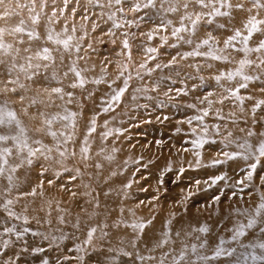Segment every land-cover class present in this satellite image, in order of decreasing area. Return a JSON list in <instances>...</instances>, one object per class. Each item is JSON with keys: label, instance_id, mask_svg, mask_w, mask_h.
<instances>
[{"label": "rangeland", "instance_id": "rangeland-1", "mask_svg": "<svg viewBox=\"0 0 264 264\" xmlns=\"http://www.w3.org/2000/svg\"><path fill=\"white\" fill-rule=\"evenodd\" d=\"M153 2L155 7L145 8L148 0H122L120 4L115 0H2L0 42L11 45V49L8 54L0 49V60L4 61L0 64V102L7 100L15 111L28 107V99L21 103L17 94L3 91L5 87H16L7 81L17 76L28 89L21 90V94L47 100L41 88L43 80L39 84L28 81L18 67L9 76L7 69L13 63L25 64L28 57H32L33 65L49 64L46 71L42 67L40 72L50 76L55 70L56 80L46 86L49 90L61 87L64 92H72L73 102L65 104L68 97L62 101L53 95L54 107L47 111L62 113L63 107L73 108L79 113V126L88 122L91 129L94 127L87 136L102 141L87 142V159L81 167H93L83 174H70V167L54 160V187L64 190L62 198L82 200L83 185L89 186L90 182L97 188L98 183L109 182L119 174L125 184L115 185L117 190L133 193L134 203L138 198L143 203L129 217L151 213L149 218H142L149 230L139 231L141 242H132L127 250L118 249L116 257L124 260L121 264H131L136 258L137 264H200L197 257L186 255L195 249V243L186 241L195 235L198 223L194 221L210 220L224 210L228 215L238 209L249 214L259 210L264 216V156L259 151L264 144V103H260L264 101V49L243 51L255 49L264 41V24L258 25L262 32L253 33L247 44L243 39L252 17L264 21V8L254 7V0H227L232 7L221 6L225 0H214L209 8L189 3L187 9L183 7L187 0ZM259 2L264 4V0ZM136 3L141 5L139 11L132 10ZM238 4L243 8L236 7ZM170 7L177 11H168ZM214 8L229 15H209ZM197 14L202 18L193 28L191 20L184 17L194 20ZM34 17L38 23L32 22ZM18 26L25 31L16 33ZM177 28L184 31L173 35ZM236 31L241 35L226 46ZM28 32L39 38H29ZM49 35L57 38L52 44L54 58L44 61L35 51L50 44ZM69 37L67 49L56 42ZM193 52L199 55H188ZM241 61L248 63L242 66ZM72 67L81 77L69 70ZM80 78L85 81L82 88L69 87ZM241 84L247 87L241 88ZM107 89L120 93L119 100H111L110 94L99 96ZM99 100L104 105H95ZM28 109L36 111L34 107ZM65 123L55 122L54 131L66 130ZM119 131L123 135L119 136ZM254 135L259 136L260 145L251 152L250 143L244 145L243 139ZM54 144L57 147V142ZM4 146L8 145H0ZM181 156L182 161L177 162ZM164 158L169 162L162 166L146 162ZM70 162L76 165L74 160ZM0 165L4 172L9 170L2 161ZM45 165L32 164L24 173L33 177ZM102 167L105 173L101 179L98 173ZM106 194L104 203L113 202L112 191ZM98 199L94 197L93 207L102 204ZM86 218L95 219V214ZM107 225L125 236L108 217ZM23 236L30 237L26 233ZM103 245L113 247L110 239ZM73 246L59 238L48 260L42 263L77 264ZM88 252V257L92 256L91 248ZM212 256L214 261L220 257L216 253ZM85 264L95 261L87 258Z\"/></svg>", "mask_w": 264, "mask_h": 264}, {"label": "bare ground", "instance_id": "bare-ground-1", "mask_svg": "<svg viewBox=\"0 0 264 264\" xmlns=\"http://www.w3.org/2000/svg\"><path fill=\"white\" fill-rule=\"evenodd\" d=\"M54 38L53 36L49 45L39 46L35 51L36 55L38 52L43 54V49L47 48L51 57L54 58L52 47ZM55 39L57 40V38ZM26 52L30 53L29 50ZM22 58L25 59L26 56L22 54ZM116 92L113 89L102 90L99 96L110 94L112 100ZM95 105H104V103L99 100L96 101ZM24 108L26 107L16 112L29 129L30 146L33 149L40 147V145L32 143V140L37 138L36 140L42 141L52 151L49 153L45 150L47 159L45 155L40 154L33 157L32 164L40 163L42 166L46 163L45 168L36 171L33 177H26L24 171L30 167L23 159L26 152L18 154L11 142L8 144L9 147H12V155L7 157L8 163L5 164L9 170L0 176V264H19L20 262L23 264H43L42 261L48 260L50 251L55 247L59 238L74 245L71 249L75 252L77 264H85L87 258L94 260L95 264H121L124 260L122 257H116L118 249L127 250L132 242H141L139 235L141 229L134 227V225L142 224V218H149L151 213L142 216L139 214L141 216L139 218L129 217L133 211L138 212L136 208L141 207L143 203L139 202L140 198L134 203L135 196L133 193H127L124 189L117 190L115 185L125 184L124 177L119 174H116L114 179L109 182L98 183L97 188L91 186L90 182L89 186L83 185L84 191L82 193L85 196L82 200L62 198L61 191L63 193L64 190L54 187V160H60L64 166L70 167L72 169L68 172L70 174H83L93 167V165L81 167L85 156L81 149L86 146L85 141L93 140L92 142L97 144H101L102 141L96 137L89 138L87 136V131H91V125L88 122L84 124L81 122L80 127L78 123L79 113H77L75 127L69 125L66 130L64 128L57 131L60 144L63 145L60 146V150H66V156L61 157L54 144V141H57L51 136L43 134V132L34 131L35 128L41 127V124L38 119L31 118L34 111L31 112L28 109L27 114H25ZM68 109L76 113L73 108L68 107ZM121 125L125 126V123ZM52 129L54 130V126ZM61 132L65 136H71V140L66 144L63 142L64 137L59 135ZM121 135L123 133L119 131V136ZM256 136L254 135L252 139H243L244 145L250 143L248 150L251 152L257 151V145H260L259 136ZM72 160L76 162V165L70 162ZM180 161H182V156L177 160V162ZM146 162L151 165L154 163V165L162 166L161 164L167 163L169 160L164 158L158 161L147 160ZM104 173L105 168L102 167L98 176L102 179ZM9 176L11 181L8 179ZM64 180L68 181L69 178L64 177ZM5 181H9L7 185L4 183ZM121 181L123 183H120ZM31 184L33 186H30ZM109 190L112 191L111 196L114 201L104 203L106 191ZM33 192L35 194H32ZM95 196H99L97 201L102 203L98 207H93ZM9 200L12 203L7 205L6 209L5 205ZM114 207L116 208L114 209ZM90 213L95 214V219L86 218ZM107 217L125 236H120L115 228H110L107 225ZM246 220L247 222H245ZM250 221H255L251 228L248 227ZM194 222L198 223L195 227V235L187 237L186 241L195 243V250L189 251L186 254L188 257H197L201 261L200 264H264V247H261L264 245V238H262L264 236V216L259 210H252L249 214L238 209L230 215H228L227 210H224L210 220ZM203 227H207L209 231L207 233L201 232L200 229ZM148 228L144 226L143 230L148 232ZM6 229H11V231H6ZM93 229L95 231L89 239V232ZM239 230H242L244 235L233 239ZM25 233L30 237H24ZM108 239L112 241L113 247L107 248L106 245H103ZM221 239L224 240L223 244L220 243ZM43 246L46 247L45 250L42 248ZM100 246L102 247L100 248ZM218 247L224 250L225 255L221 254L220 257H217L218 261H214L212 255L216 253ZM89 248L92 249V256L90 257H88ZM171 253L173 252L171 251ZM172 255L177 259H182L179 254ZM223 255L224 257H222ZM209 256L210 258L205 260ZM137 263L138 258L131 261V264Z\"/></svg>", "mask_w": 264, "mask_h": 264}, {"label": "snow or ice", "instance_id": "snow-or-ice-1", "mask_svg": "<svg viewBox=\"0 0 264 264\" xmlns=\"http://www.w3.org/2000/svg\"><path fill=\"white\" fill-rule=\"evenodd\" d=\"M0 2H2V0H0ZM115 2L117 4H120L122 2V0H115ZM189 3H194L201 8H209V7L213 6L214 0H187V2L184 3L183 7L185 9H187L189 6ZM221 6L232 7V5L230 3H227V0H225V3L222 4ZM253 6L257 7V8H264V4H261L259 2V0H254ZM143 7H145V8L155 7V4H154L153 0H148V3L144 4ZM236 7L243 8V5L238 4V5H236ZM140 8H141V5L139 3H136L134 5V7L132 8V10L133 11H139ZM168 11L175 12V11H177V8L170 7L168 9ZM209 15L226 16V15H229V13L228 12H221L219 10V8H214L213 11L209 13ZM184 18L190 19L192 22L193 28H195L202 17L200 14H197L196 18L194 20H192L191 16L184 17ZM184 18H182V19H184ZM32 22L34 24L38 23V18L34 17ZM20 23H21V25H23L24 22L21 21ZM207 23L211 24L212 20H208ZM260 24H264V21L257 20L255 17H252L248 21V25H250V27H248V25H246V27H248V35L243 38L245 44H247L248 40L251 38L253 33L262 32V30L258 27V25H260ZM116 26L119 27L120 25H116ZM220 27H223V25H220ZM14 31L16 33H23L25 31V29L23 27L18 26L14 29ZM181 31H184V29L183 28H177L174 30L173 35H177ZM240 35H241V33L239 31H236L235 34L232 37H229L228 41L225 42L226 46L228 44H230L232 40H235ZM28 36H29V38H37V39L39 38L34 32H28ZM48 39L51 40L52 36L49 35ZM70 40H71V37H69V39H67V40H64V41L58 40L56 42L62 43L64 48L67 49V48H69ZM188 43H191V41H188ZM204 43L207 44L208 41L205 40ZM125 46H127V45H125ZM0 49H2L5 54H8L9 49H11V45H6V44L0 42ZM261 49H264V41H261L259 44V47L255 48V49L245 48V49H243V51H245V52H250V51L259 52ZM77 50H79V49H77ZM26 51H27V49H26ZM188 55H199V53L193 52V53H188ZM37 56L39 58L43 59L44 61H52V59H53L47 48L43 49V54L38 52ZM215 58L219 59L220 57H215ZM31 61H32V57H28L25 64H20L19 66H17V64L13 63L11 65V67L7 69V74L9 76H11L12 72L14 70H16L18 67L19 72L24 73L25 78L28 81H32L34 83L39 84L40 81L43 80L44 84H41V88H42L44 93H47L48 99L47 100L37 99L36 97L28 98L25 95L21 94V90L26 92V91H28V89L26 88L25 84L19 83V76H17L16 79H11V80L7 81V83L16 85V87H12L11 89H8L7 87H5V89H3V91H5V92L11 91L12 93L17 94L21 103H23V101L25 99H28V107L24 108L23 111L25 112V114H27L28 108L34 107L36 109V111L31 118L32 119H38L40 124H41V127L35 128L34 131L43 132V134L51 136L54 140H56L57 141V151L59 152V155L61 157H65L66 156V150H64V151L60 150V140L58 138V133H57V131H54L52 129V125L55 122H66L64 124L65 127H68L69 125L72 127H75V118L77 116V113L71 112L67 107H63L62 113L61 112L49 113L47 111V109L53 107V105L55 103L51 99V97L53 95H55L57 98H59L62 101H65V97H68V99L65 101V104H71L73 102V99H72L73 93L72 92H64L61 87H51L49 90V87H47L46 85L50 84L51 81L56 80L55 70H53V72L50 76L46 75V74L42 76L40 69L43 67L46 71L50 67V65L49 64L33 65ZM3 63H4V61L0 60V64H3ZM245 63H248V61H241L242 66ZM69 70L72 71L76 77H81V73L79 71H77L75 69V67H72ZM239 74L240 73H237V75H239ZM64 75L67 76V73H65ZM230 78H231V74H230ZM244 79L249 80L250 77L244 76ZM57 82L59 83L60 81H57ZM99 82L100 81H95V83H99ZM84 83H85L84 79L80 78L78 83L73 82L69 85V87H71V88L81 87L82 88L84 86ZM240 87L244 88V87H247V85L241 84ZM122 92H123V89H121V93ZM37 95L38 96L40 95V89H37ZM119 98H120V93H117V95L113 97L114 100H119ZM260 103H264V101H261ZM55 106L57 108L61 107L60 105H55ZM105 111H108V109L106 108ZM93 124H94V121H93ZM91 130L94 131L95 130L94 127ZM28 132H29V129H27V127L24 125L23 121L18 117L17 112L14 109L9 107V102L7 100L0 102V145H8L11 142L12 146L16 148L18 154L26 152V155L23 157V159L26 160V162L29 165H31L33 162L32 161L33 157L37 156V154L45 155V150L50 153L52 151V149L48 148L47 145H44L42 143V141H40V140H32V143L40 145V147L33 149L29 143V141L31 140V137L28 135ZM59 135L61 137H64L63 142L65 144L69 140H71V136L70 135L65 136L63 132H61ZM86 143L87 142L85 141V144ZM198 146H200V145H198ZM259 151H260V155L264 156V144L261 145ZM81 152L86 154L88 152V148L83 147L81 149ZM11 155H12V147H8V146L0 147V161H2L3 164L8 163L7 157L11 156ZM72 155H75V153H72ZM45 158L47 159L48 156L45 155ZM84 158L87 159V156L85 155ZM245 159H247V157H245ZM97 167H99V165H97ZM252 167L255 168V165H252ZM12 170L15 171V169H12ZM3 174H4V168L2 165H0V175H3ZM248 178L251 179V173H249ZM8 179H9V181H11L10 176L8 177ZM213 182H215V181H213ZM32 194H35V193L33 192ZM262 198H264V197H262ZM11 203H12V201L9 200L7 202V204L5 205V208L7 209V205H9ZM261 208H264V204H261ZM9 214L11 215V213H9ZM254 223H255V221H250L248 224V227L251 228ZM134 227L143 230L144 225L143 224L134 225ZM6 231H11V229H6ZM94 231H95V229H93L91 232H89V239L91 238L92 233ZM200 231L207 233L209 231V229L207 227H203L200 229ZM242 235H244V232L242 230H239L233 236V239H236L237 237L242 236ZM220 243L223 244L224 240L221 239ZM261 247H264V245H261ZM193 250H195V249H193ZM221 254H224V250L218 247L216 250V255L219 256ZM227 254L230 255L231 253H227Z\"/></svg>", "mask_w": 264, "mask_h": 264}]
</instances>
